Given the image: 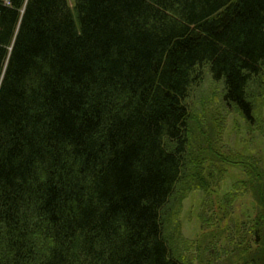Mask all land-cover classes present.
Returning <instances> with one entry per match:
<instances>
[{"label":"trees","instance_id":"obj_1","mask_svg":"<svg viewBox=\"0 0 264 264\" xmlns=\"http://www.w3.org/2000/svg\"><path fill=\"white\" fill-rule=\"evenodd\" d=\"M205 68L264 133V0H0V264H193L172 217L218 164L254 198L230 264H264V163L205 129Z\"/></svg>","mask_w":264,"mask_h":264},{"label":"rangeland","instance_id":"obj_2","mask_svg":"<svg viewBox=\"0 0 264 264\" xmlns=\"http://www.w3.org/2000/svg\"><path fill=\"white\" fill-rule=\"evenodd\" d=\"M223 87V83L214 81L208 68H205L202 84L195 86L192 90L191 97L195 109L200 115L204 113L207 115V117H201L205 129L207 128L213 137H216L214 129L209 127L212 123L207 120L214 122L219 120L223 133L220 141L222 146L219 147L217 144V147L224 150H221L223 155L229 157L240 155L235 159L241 160L243 157L251 159L255 156L264 163V133L257 126L254 129L245 127V123L233 110L224 111L221 100ZM260 98L259 107H262L264 118V95ZM218 165L212 170L215 177L211 181L215 189L212 190L215 202L207 198L206 200L203 192L198 190L183 201L180 208L176 209L175 217H172V228L179 242V250H182L183 255L193 264H230L233 262L237 256L234 252L236 245L247 234L253 218L254 203L252 200L254 198L252 194L243 187L236 190L234 186L245 177L242 168L239 165ZM224 167L226 169H222ZM232 199H236L235 202L231 201ZM219 200L220 202L217 203ZM226 200L230 207L232 204L233 206L228 220L219 224L220 212L222 215L226 213ZM226 223L228 227L221 228V225ZM173 230L170 231L173 233ZM213 230L217 232L212 233ZM218 248L222 249L219 253Z\"/></svg>","mask_w":264,"mask_h":264}]
</instances>
